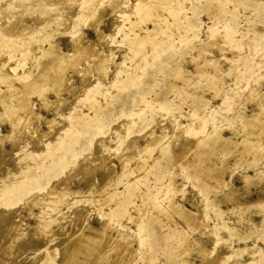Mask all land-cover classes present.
Segmentation results:
<instances>
[{"label": "rangeland", "instance_id": "1", "mask_svg": "<svg viewBox=\"0 0 264 264\" xmlns=\"http://www.w3.org/2000/svg\"><path fill=\"white\" fill-rule=\"evenodd\" d=\"M37 1L0 0V100L2 97V100L6 99L3 102H7L11 108L10 113H7L0 103V227L4 230V217L18 222L21 219L22 223L31 227L37 224V215L42 212L44 219L41 224L39 219L38 223L45 229L40 226L41 229L34 231L36 234L33 231L27 234L22 230L21 233L19 229L12 232L18 227V223H13L6 237L2 236L4 234L0 229V264H62V256L66 250L63 248L66 246L63 241H67L68 232L85 224L86 227H91L85 228L83 234L90 233L92 227H98L104 233L106 230L117 245L129 243L128 247H131L126 249L128 255H125V264L129 263V257V264H264V128L247 126L241 120L242 115L249 118L255 112L264 120V115H261L264 114V0H169L171 6H177L174 9L178 10V21L174 20L171 10L159 9V6L151 4L156 0H150V4L147 2L149 0H116L118 6L113 0ZM119 2L121 5L124 2L129 4L120 6ZM141 2L147 3L144 5ZM119 6L127 8L120 9ZM152 6L153 10L150 9ZM142 7L146 9L145 14L140 12L143 11ZM92 12L101 15L98 27L90 23V27L87 26V18ZM3 18L8 22L12 21L7 22L11 27L9 31L15 27L18 34L13 35L15 31L10 34V27L6 26V22L4 24ZM156 22H162L159 25L161 28ZM92 25L94 28H91ZM153 27L157 28L156 33ZM6 29L9 37L4 34ZM150 29L154 31V35H158L157 41L152 45L143 43L140 54L129 38H133L134 34L146 36ZM160 32L165 35L163 41ZM77 34H81L83 41L91 43V47L102 46L100 50L95 48L103 53L95 54L94 57L85 55L84 59L77 61L76 70L67 66L63 83L68 89H63L57 96V89L55 90L54 85L52 88L50 82L35 80L34 82H40L44 87L39 84L37 87L33 83V88L30 89L32 92L28 94L30 97L25 96V100L29 101L37 117L39 115L42 118L38 117V124L34 128L27 126L23 121L24 113L20 114L23 111L15 103L16 93L7 85L27 89L26 85L21 84L26 81L25 76H22L25 75L22 69L25 72L31 70L36 60L51 45H55L61 52L70 53L73 38ZM209 41L211 43L206 47ZM203 43L206 48L201 49ZM40 49L44 50L41 52ZM102 54H107L105 59ZM97 55L102 58L98 60ZM86 56L88 58L85 60ZM107 57L111 59H106ZM101 60H106L107 65L103 74L108 71L103 76L97 67ZM96 61L97 64H94ZM109 61L112 62L111 65ZM10 67L13 72L16 71L14 74L9 71ZM6 73L13 75L10 77ZM6 75L9 77H5ZM100 76L102 79H99ZM124 80L129 84L118 87L112 84L114 81L117 84ZM2 81L10 83L6 85ZM39 88L46 89L41 91ZM10 90L15 94H11ZM88 97L95 98V106L87 104ZM56 99L61 103L55 101V105ZM77 114L84 115V119L91 117L92 120L88 122L85 132L64 150L62 147L65 146V136L72 131L69 128H72L70 121ZM11 118H14L11 120L13 126L9 122ZM45 119L52 120V123L54 121L55 127L49 126L52 127L51 130L47 128ZM30 133L35 136L32 137ZM156 134L161 137V140L158 138L160 141L156 139ZM34 138H37L36 142ZM221 138H228L239 144L233 145V151L224 152L217 147ZM57 142V149L52 148ZM193 143L195 149L187 147ZM146 146L150 148L147 149ZM187 149L191 153H187ZM191 150H197V156ZM184 151L187 154L182 159L180 155ZM89 158L97 163H91ZM88 160L91 165L96 163L98 166L92 167ZM182 160L191 161L194 164L191 166L194 167L187 166ZM82 166L92 168V171L89 170L91 174ZM210 166L215 167L214 170ZM94 167L96 169L93 170ZM87 172L92 181L89 186H85L84 180V176H88ZM26 175L34 178L27 183L25 181L29 179H26ZM105 176L110 178L107 180ZM56 183L58 184L55 185ZM64 184H67V189ZM56 189L59 193L63 190L60 193L63 195L60 196ZM261 197L263 202L255 203ZM169 198H172V202ZM169 202L171 205L173 203L172 207ZM178 209L189 211L194 217L192 223H198L185 224L184 219L176 214L179 213ZM78 212L81 215L79 218L84 216L82 219L85 224L78 218ZM101 222L103 226L100 225ZM13 225L16 226L13 228ZM122 232L132 242H125ZM13 234L21 240L12 236ZM131 234L140 236L137 237L138 240L142 237L144 239L138 243ZM36 236L40 243H36L34 249L31 241ZM11 241L15 243L10 249L8 245L13 244ZM69 241L70 239L66 244ZM67 245L70 247L69 243ZM132 248L137 250L133 255ZM22 251L24 253H17ZM68 251L69 248L66 252ZM3 254L6 255L3 257Z\"/></svg>", "mask_w": 264, "mask_h": 264}, {"label": "bare ground", "instance_id": "2", "mask_svg": "<svg viewBox=\"0 0 264 264\" xmlns=\"http://www.w3.org/2000/svg\"><path fill=\"white\" fill-rule=\"evenodd\" d=\"M37 1V0H36ZM42 1H44V0H42ZM69 1H71V0H69ZM114 1L116 2V0H113V3H114ZM142 1V0H141ZM144 1V0H143ZM147 1V0H146ZM151 1H153V0H151ZM169 0H156V1H153L151 4L152 5H155V7L157 6H159V9H166V10H171L170 12L172 13V15H173V17H174V20L175 21H178L179 20V16H177V9H174V7L175 8H177V6H171L170 4H169V2H168ZM38 2V1H37ZM48 2V1H47ZM121 3H122V1H120ZM119 2V4H120V6H122L123 4H125V2L121 5V3ZM145 2V1H144ZM147 2H149V4H150V0L149 1H147ZM146 2V3H147ZM44 3H46V0H45V2ZM112 3V2H111ZM111 4L112 6L114 5V4ZM118 2H116V5L118 6V4H117ZM141 3H143V2H141ZM145 3V4H146ZM154 3V4H153ZM31 4V3H30ZM61 4V3H60ZM59 4V5H60ZM129 4V3H128ZM128 4H125L126 6L128 5ZM144 4V3H143ZM142 4V5H143ZM144 4V5H145ZM56 5V4H55ZM115 5V6H116ZM172 5H173V3H172ZM177 5V4H176ZM54 6V5H53ZM109 6V5H108ZM120 6H119V8H120ZM141 6V5H140ZM150 6V5H149ZM39 7V6H38ZM130 7V6H129ZM147 7V6H146ZM6 8V7H5ZM8 8V7H7ZM6 8V9H7ZM9 8H10V10H11V7L9 6ZM8 8V9H9ZM115 9H116V7H114ZM113 7H112V9H114ZM123 8V7H122ZM122 8H120V9H122ZM124 8H125V6H124ZM123 8V9H124ZM127 8V7H126ZM125 8V9H126ZM140 8V7H139ZM143 9V11H140V12H143V14H145L144 12H145V8L144 7H142ZM149 8V7H148ZM7 9V10H8ZM15 9V8H14ZM41 9V8H40ZM39 9V10H40ZM42 9H44V8H42ZM129 9V8H128ZM145 9V10H144ZM150 9L151 10H153L154 9V6H152V7H150ZM158 9V10H159ZM213 9V8H212ZM38 10V11H39ZM155 10H157V9H155ZM165 10V11H166ZM3 11V10H2ZM29 11V10H28ZM46 11V10H45ZM149 11V10H148ZM164 11V10H163ZM5 12V11H4ZM9 12V11H8ZM7 12V13H8ZM41 12V11H40ZM140 12H139V14H140ZM2 13V12H1ZM31 13V12H30ZM29 13V14H30ZM34 13V12H33ZM42 13V12H41ZM133 13V12H132ZM147 13V12H146ZM5 15H6V13H4ZM179 14V13H178ZM2 15V14H1ZM48 15V14H47ZM89 15V14H88ZM3 16V15H2ZM1 16V17H2ZM87 16V15H86ZM142 16V15H141ZM145 16V15H144ZM18 18V17H17ZM5 21H4V24H5V22H6V24H7V22L8 21H6V19L5 18H3ZM86 19V18H85ZM87 19H89L88 21V24L90 23V24H93L95 27H98L99 26V24L101 23V15L99 14V13H97V12H92V13H90V16H89V18H87ZM51 20V19H50ZM2 21V20H1ZM15 21H17V20H15ZM14 21V22H15ZM48 21V20H47ZM85 21V20H84ZM155 21V20H154ZM12 22V21H11ZM11 22H8V23H11ZM86 22V21H85ZM153 22V21H152ZM164 23H165V21H163ZM17 23H20V22H17ZM34 23V22H33ZM87 23V22H86ZM154 23V22H153ZM157 23V22H156ZM3 24V25H4ZM5 24V25H6ZM87 24V26H89L90 27V24L88 25ZM162 25V22L161 23H157V26H159V25ZM12 25H14V24H12ZM91 26V28L93 27L94 28V26ZM154 25V24H153ZM156 25V24H155ZM154 25V26H155ZM6 26H8V24L6 25ZM17 26L18 27H20L19 26V24H17ZM86 26V25H85ZM156 26V27H157ZM5 27V26H4ZM8 27H10V26H8ZM44 27V26H43ZM47 27V26H46ZM45 27V28H46ZM160 27V26H159ZM159 27H157V28H159ZM6 28V27H5ZM14 28V29H13ZM12 29L13 30H11L12 32L13 31H15L16 29H15V27H13ZM27 28V27H26ZM154 28V27H153ZM152 28V29H153ZM157 28L155 29V33H156V30H157ZM161 28V27H160ZM9 29H11V27L10 28H8V31H9ZM96 29V28H95ZM95 29H93L94 31H95ZM97 29H99V28H97ZM116 30V29H115ZM132 30V29H131ZM162 30V29H161ZM11 31H9L10 32V34L12 33ZM97 31V30H96ZM99 31H101V30H99ZM99 31H98V33H99ZM9 32H8V34H9ZM102 32V31H101ZM100 32V33H101ZM7 34V29H6V31L4 32V34ZM15 33H17V31H15L14 33H13V35L15 34ZM148 35H146V36H138V34H134V37L132 38L131 37V39L129 38V40H130V42H131V44L136 48V49H138L137 51H138V53H140V54H142V50H141V45L143 44V43H145V42H147V43H149V44H154L155 43V41H157L156 40V38L158 37V35H154V31L152 32V30L150 29L149 31H147L146 32ZM5 34V35H6ZM7 34V35H8ZM9 34V35H10ZM18 34V33H17ZM97 34V33H96ZM6 35V37H9V35L7 36ZM21 35V34H20ZM81 34H77V36L76 37H74L73 38V41H72V51L70 52V53H64V52H61V51H59V50H57L58 48L55 46V45H51V47L49 48V49H46L43 53H42V55L39 57L40 59L39 60H36V63L34 64V66L32 67V69L30 70V69H28L29 71H27V72H25L26 70L25 69H22L23 71L22 72H24L25 73V75H22V76H25V79H26V81H22L21 82V84L23 83L24 85H26V88L27 89H24V90H22L21 88H19V87H16V86H13V84H12V86H9V85H7L8 83H10V82H8V83H6V82H3V83H5L10 89H12L13 90V92L15 91V93H16V98H17V100L15 101V103L17 102L18 104H19V109H21V112L22 113H20V114H23V115H25V118L23 119V121L27 124V126H30V127H32V128H34V126H37V124H38V117L40 118V116L38 115V117H37V115L33 112V110H32V107H30V104H29V101L28 102H26V98H25V96H29L30 94V92H32V91H30V89H32L33 88V83H35L36 85H37V87H38V84L39 85H41V83L40 82H38V83H36V82H34L35 80H38V79H40L41 80V82H42V80H44L45 82H50L52 85H51V87L54 85L55 86V92H56V96H57V94L58 93H60L61 91H63V89H68V86H66V84H64L63 82H64V77H65V75H64V70L66 69V67L68 66L69 68H73V69H77V61L80 59L81 60V58H83L84 59V56L85 55H88V56H91V55H93V57H94V55L95 54H98V55H101V52H99V48H101V47H96L97 49H99V50H97L94 46H92L91 47V43L89 44L88 42H86V41H83L82 40V37L80 36ZM98 35V34H97ZM115 35V34H114ZM113 35V36H114ZM160 35H162V37H163V39L161 40V38H160V40L161 41H163L164 40V38H165V35L163 34V32H160ZM19 36V35H18ZM108 36V35H107ZM2 37V36H1ZM13 37V36H12ZM15 37V36H14ZM100 37V36H99ZM103 37H105V36H103ZM217 38V37H216ZM100 40V39H99ZM102 40V39H101ZM100 40V41H101ZM129 40H128V42H129ZM97 41H98V39H97ZM99 43V42H98ZM105 43V42H104ZM209 43V45H210V41L209 42H207L206 43V45ZM214 42L212 41V44H213ZM93 44V43H92ZM130 44V45H131ZM96 45H98V44H96ZM100 45V44H99ZM205 45V46H206ZM209 45H207L206 47H209ZM214 45V44H213ZM9 46V45H8ZM132 46V47H133ZM202 47H201V49L203 48V47H205L204 46V43H203V45H201ZM56 47V48H55ZM205 47V48H206ZM214 47V46H213ZM200 48V47H199ZM198 49V48H197ZM44 49H40L39 51H43ZM25 53V52H24ZM103 53V52H102ZM39 54V53H38ZM41 54V53H40ZM97 55V56H98ZM105 55V54H104ZM88 56H86L85 57V60H86V58H88ZM97 56L95 57V58H97ZM102 56H103V54H102ZM106 56H107V54H106ZM106 56H103L104 57V59H105V57ZM90 58H92V57H90ZM102 58V57H101ZM100 58V56H98V60H100L101 59ZM37 59V58H36ZM93 59V58H92ZM106 59H109V57H107ZM111 59V58H110ZM109 59V60H110ZM1 60V59H0ZM84 60V61H85ZM87 60H89V59H87ZM96 60V59H95ZM201 60V59H200ZM2 61V60H1ZM108 61V60H107ZM112 61V60H111ZM111 61H109V63L111 62ZM105 62H106V60L103 62V60H101V62L99 61V63H98V71H100V73H101V76H103L104 74H107L108 73V71H107V73H104L103 74V72L105 71V66H107V65H105ZM108 63V62H107ZM112 63V62H111ZM111 63H110V65H111ZM206 63V62H205ZM209 63V62H208ZM1 64V63H0ZM90 64H93V63H90ZM94 64H97V61H96V63H94ZM116 64V63H115ZM115 64H113V66H115ZM3 65V64H2ZM5 65H7V63H5ZM4 65V66H5ZM92 67H93V69L95 70V68H94V66L93 65H91ZM96 66V65H95ZM116 66H118V65H116ZM76 67V68H75ZM96 67V68H97ZM109 67V66H108ZM3 68H5V67H3ZM11 68V67H10ZM10 68H9V71H11L13 74H14V72H16V71H12V68H11V70H10ZM199 68V67H198ZM89 69V68H88ZM92 69V70H93ZM107 69V68H106ZM69 70V69H68ZM79 70V69H78ZM77 70V71H78ZM93 70V71H94ZM97 70H95V71H97ZM109 70V69H108ZM213 70V69H212ZM97 71V72H98ZM21 72V71H20ZM21 72V73H22ZM113 72V71H112ZM2 73V72H1ZM0 73V74H1ZM5 73V72H4ZM19 73V72H18ZM6 74H8V73H6ZM13 74H8V75H10V77H11V75H13ZM17 74V73H16ZM15 74V75H16ZM131 74V73H130ZM8 75H6L5 77H7ZM18 75H20V74H18ZM98 75H99V73H98ZM127 75H129V73L127 74ZM84 76H85V74H84ZM100 76V77H101ZM9 77V76H8ZM105 77V76H104ZM22 78V77H21ZM84 78V77H83ZM106 78V77H105ZM11 79V78H10ZM22 79H24V77L22 78ZM99 79H102V77L101 78H99ZM2 80H4V76H3V79ZM13 81L15 80V79H12ZM11 80V82H13ZM114 80V79H113ZM113 80H112V82H113ZM116 80V79H115ZM19 82V81H18ZM26 82V83H25ZM83 82H84V80H83ZM111 82V83H112ZM118 82V81H117ZM130 82V81H129ZM93 83V82H92ZM116 82L114 81V83H112L114 86H119V85H126V84H129L126 80H124L123 82H118L117 84H115ZM19 85V86H22V85ZM47 84V83H46ZM46 84H45V86H46ZM49 84V83H48ZM91 85V84H90ZM42 87H44V85H41ZM47 86H49L50 87V85H47ZM93 86V85H92ZM23 87V86H22ZM9 88H7L8 90H9ZM52 88H54V87H52ZM36 89V88H35ZM40 89V88H39ZM43 89V88H42ZM44 89H46V88H44ZM43 89V90H44ZM47 89H49V88H47ZM75 88H72V90H74ZM77 89V88H76ZM37 90V89H36ZM41 90V89H40ZM43 90H41V91H43ZM251 90V89H250ZM35 91V90H34ZM41 91L39 92V93H41ZM82 91V90H81ZM89 91V90H88ZM91 91V90H90ZM96 91V90H95ZM1 92V91H0ZM38 92V91H37ZM51 92V91H50ZM55 92H53L52 94H55ZM65 92V91H64ZM74 92V91H73ZM75 92H76V90H75ZM97 92V91H96ZM10 93H11V90H10ZM15 93H11V94H15ZM34 93V92H33ZM32 93V94H33ZM38 93V94H39ZM70 93V92H69ZM83 94L85 93V92H82ZM257 93H260V92H257ZM256 92H255V94H257ZM29 94V95H28ZM61 94V93H60ZM59 94V95H60ZM87 94H89V93H87ZM248 94V93H247ZM262 94H263V92H262ZM35 95H37V93H35ZM40 96H41V94H39ZM80 95V94H79ZM86 95V94H85ZM0 96H1V94H0ZM32 96V95H31ZM55 96V97H56ZM259 96V95H258ZM30 97V96H29ZM86 97V96H85ZM262 98H263V96H261ZM3 98V97H2ZM2 98H1V100H0V103H2V105H0V106H2L3 108H4V111L5 112H7V113H10L9 112V110L11 109L9 106H8V104H7V102L5 103V102H3V101H5V100H2ZM28 98V97H27ZM57 98V97H56ZM60 98V97H59ZM58 98V99H59ZM89 98V100H88V102H87V104L88 105H90V106H92V105H94L95 106V98H91V97H88ZM253 98V97H252ZM4 99V98H3ZM41 99H43V98H41ZM87 99V98H86ZM258 99H260V98H258ZM264 99V98H263ZM28 100V99H27ZM261 100V99H260ZM45 101V100H44ZM43 101V102H44ZM55 101H57V99L56 100H54V103H55V105H56V102ZM253 101H256L255 99L253 100ZM263 101V100H262ZM262 101H261V103H262ZM48 102V101H47ZM50 103H51V101H49ZM58 103H61V102H59V100L57 101ZM9 103V102H8ZM14 103V102H13ZM14 103V104H15ZM45 103H46V101H45ZM44 103V104H45ZM65 103H67V102H65ZM10 104H12L11 102H10ZM49 104V103H48ZM51 104H53V102L51 103ZM257 104H259V101L257 102ZM264 104V103H263ZM16 105V104H15ZM46 105V107H47V103L45 104ZM50 105V104H49ZM54 105V104H53ZM54 105V106H55ZM262 105V104H261ZM12 106H13V104H12ZM16 106H18V105H16ZM16 106H14V109H15V107ZM54 106H52V107H54ZM59 106H61V105H59ZM258 106V105H257ZM51 107V108H52ZM57 107H58V105H57ZM260 107V106H259ZM258 107V110L262 107H260L259 108ZM264 107V106H263ZM13 108V107H12ZM45 108V107H44ZM263 109V108H262ZM13 110V109H12ZM261 110V109H260ZM259 110V111H260ZM11 111V110H10ZM15 112H16V110H15ZM20 112V111H19ZM18 112V113H19ZM258 112V111H257ZM263 112V111H262ZM260 113H261V111H260ZM4 114V113H3ZM252 114H254V113H252ZM6 115V114H5ZM17 115V114H16ZM19 115V114H18ZM69 115V114H68ZM237 115V114H236ZM240 115H241V113H240ZM260 115V114H259ZM259 115H258V113H256L255 112V114L254 115H251L252 117H245V115L243 116H241V118H240V116H238L237 115V117L238 118H240L241 120H243V122H245L246 123V125L247 126H257V127H260V128H264V120H262V119H260L259 118ZM261 115H264V114H261ZM0 116H2V115H0ZM11 116H12V114H11ZM15 116V115H14ZM77 116H78V114H77ZM76 116V118L75 119H71V125H72V128L71 127H69L72 131H68V130H70L69 128H68V130H64L65 132H67V133H65V134H67L66 136H67V140H66V136H65V140H64V143H65V146L64 147H62L64 150H66V148H67V145L70 143V142H72L73 140H75L80 134H82V133H84L85 132V129L87 128V125H88V122H90L91 120H92V118L91 117H89L88 119H84L83 118V116L84 115H79L78 117ZM249 116V115H248ZM4 117V116H3ZM13 117V116H12ZM16 117V116H15ZM23 117V116H22ZM70 117V116H69ZM1 118V117H0ZM18 118V117H17ZM42 118V117H41ZM40 118V119H41ZM44 118V117H43ZM156 118V117H155ZM3 119V118H2ZM8 119H9V116H8ZM196 119V118H195ZM11 120H14V118H11L10 120H9V122L11 121ZM43 120V119H42ZM0 121H1V119H0ZM17 120L15 119V123H16V125H17V122H16ZM45 121V124H46V126H47V128L49 127V126H52V127H55V122L53 121V123H52V120H47V119H45L44 120ZM12 123V126L14 125V123H13V121H11ZM68 122V121H67ZM174 122V121H173ZM153 123V122H152ZM244 123V124H245ZM9 124V123H8ZM18 124H19V122H18ZM69 124V123H68ZM10 125V124H9ZM15 125V126H16ZM71 125H69V126H71ZM165 126V125H164ZM173 126V125H172ZM183 126V125H182ZM186 126V125H185ZM10 127H11V125H10ZM17 127H18V125H17ZM51 127V128H52ZM174 127H178V126H174ZM181 127V126H180ZM202 127V126H201ZM200 127V129H202ZM12 128V127H11ZM13 128H15V127H13ZM50 128V127H49ZM51 128H50V130H51ZM179 128V127H178ZM183 129V128H182ZM192 129V128H191ZM16 130V129H15ZM30 130V129H29ZM53 131V130H52ZM51 131V132H52ZM184 131H186L185 129H184ZM191 131V130H190ZM33 132V131H32ZM31 132V133H32ZM50 132V133H51ZM252 132V131H251ZM250 132V133H251ZM30 133V134H31ZM48 133H49V131H48ZM152 134V133H151ZM42 135H44L43 133H42ZM47 135V134H46ZM50 134H48L47 136H49ZM157 135V134H156ZM176 135V134H175ZM3 136V135H2ZM31 136L32 137H34L35 135H33V134H31ZM45 136V135H44ZM152 136V135H151ZM40 137V136H39ZM61 137V136H60ZM59 137V139H62V138H60ZM64 137V136H63ZM150 137V136H149ZM4 138V137H3ZM31 138V137H30ZM148 138V137H147ZM158 138H160V140H161V137L159 136L158 137V135H157V137H156V139H158ZM185 138V137H184ZM236 138V137H235ZM13 139V138H12ZM37 139V138H36ZM35 138H34V141L36 140ZM43 139V138H42ZM151 139H152V137H151ZM154 139H155V136H154ZM153 139V140H154ZM163 139V138H162ZM166 139V138H165ZM186 139V138H185ZM190 139V138H189ZM9 140H11V139H9ZM32 139H30L29 141H31ZM159 140V139H158ZM159 140V141H160ZM187 140V139H186ZM186 140H184L185 142H186ZM193 140V139H192ZM200 140V139H199ZM2 141V140H1ZM6 141V140H5ZM12 141V140H11ZM66 141V142H65ZM147 141H150L149 139L147 140ZM157 141V140H156ZM158 141V142H159ZM180 141H183L182 139H180ZM188 141V140H187ZM191 141V140H190ZM195 141V140H194ZM32 142H33V140H32ZM36 142V141H35ZM133 142V141H132ZM153 142V141H152ZM34 143V142H33ZM144 143H145V141H144ZM147 144L149 143V142H146ZM154 143H155V141H154ZM199 143H200V141H199ZM237 143L239 144V142H232V141H230L228 138H221L220 139V141L218 142V144H217V147L220 149V150H222V151H224V152H226V151H228V152H230L231 150H232V148H233V145H237ZM16 144V143H15ZM30 144V143H29ZM32 144V143H31ZM37 144V143H36ZM59 143L57 142L56 143V145H55V147H52V148H56L57 147V145H58ZM146 144V145H147ZM150 144V143H149ZM153 144V143H152ZM156 144V146H157V142L155 143ZM160 144V143H159ZM179 144H182V143H179ZM184 144V143H183ZM189 144V143H188ZM191 144V143H190ZM197 144V143H196ZM35 145V144H34ZM38 145H40L39 143H38ZM37 145V146H38ZM54 144H52V146H53ZM185 145H186V143H185ZM152 145H150V147H151ZM183 146V145H182ZM147 147V146H146ZM150 147H147V149H149ZM153 147V146H152ZM158 147V146H157ZM184 147V146H183ZM187 147L188 148H190V149H192L193 147H194V143L192 144V145H187ZM47 148H49V147H47ZM46 148V149H47ZM141 148V147H140ZM182 148V147H181ZM180 148V149H181ZM57 149V148H56ZM56 149L54 150V151H56ZM100 149H102V148H100ZM184 149H186V148H184ZM194 149H195V147H194ZM198 149V148H197ZM29 150V149H28ZM48 150V149H47ZM146 150V149H145ZM179 150V149H178ZM182 150V149H181ZM193 150V149H192ZM191 150V151H192ZM30 151V150H29ZM33 151V150H32ZM37 151V150H36ZM49 151V150H48ZM50 151H51V149H50ZM53 151V150H52ZM53 151V152H54ZM148 151V150H147ZM152 151V150H151ZM186 151V150H185ZM181 152V155H180V157L182 158V159H185V154H187L188 152H190V150H188L187 149V153L186 152ZM219 151V150H218ZM217 151V152H218ZM233 151V150H232ZM237 150H235V152H236ZM254 151V150H253ZM34 152H35V150H34ZM97 152V151H96ZM170 152V151H169ZM172 152H174V151H172ZM171 152V153H172ZM195 152H197V150L195 151ZM195 152H193L192 151V154L195 156L196 155V153ZM48 153H50V152H48ZM47 153V154H48ZM52 153V152H51ZM179 153V152H178ZM191 153V152H190ZM245 153V152H244ZM12 154V153H11ZM16 154V153H15ZM174 154V153H173ZM212 154H214V152L212 153ZM211 154V155H212ZM92 155V154H91ZM96 155V154H95ZM124 155V154H123ZM211 155H209L210 157H211ZM4 156V155H3ZM90 156V155H89ZM128 156V155H127ZM133 156V155H132ZM137 156V155H136ZM136 156H134V157H136ZM175 156H176V154H175ZM197 156V155H196ZM206 156H208V155H206ZM91 157V156H90ZM92 157H93V155H92ZM91 157V158H92ZM100 157V156H99ZM177 157H179L178 155H177ZM204 157V156H203ZM53 158H54V155H53ZM129 158V157H128ZM18 159H20V158H18ZM90 159V158H89ZM93 159V158H92ZM100 159H102V158H100ZM127 159V158H126ZM131 159H133V157L131 158ZM138 159V158H137ZM194 159H196L195 157H194ZM198 159V158H197ZM202 159V158H201ZM84 160H85V158H84ZM87 160V159H86ZM91 160V159H90ZM90 160H88V162L90 161ZM94 160H96V158H94ZM104 160V159H103ZM134 160V159H133ZM174 160V159H173ZM92 162L91 163H94V162H96V161H94L93 162V160H91ZM98 161H99V159H98ZM128 161H129V159H128ZM135 161V160H134ZM180 161H181V159H180ZM194 161V160H193ZM196 161V160H195ZM56 162V160L54 161V163ZM125 162V161H124ZM137 162V161H136ZM139 162H141V161H139ZM182 162H183V160H182ZM186 162V161H185ZM185 162H183V163H185ZM21 163V162H20ZM87 163V162H86ZM91 163L89 162V164L91 165ZM97 163V162H96ZM93 164V165H91L92 167L94 166V165H96V166H98L97 164ZM122 163V162H121ZM88 164V163H87ZM99 164H101V163H99ZM187 166H191V165H194V164H192L191 163V161L190 162H186L185 163ZM85 165V164H84ZM83 165V166H84ZM89 165V166H90ZM53 166H54V164H53ZM82 166V167H83ZM90 166V167H91ZM102 166V165H101ZM100 166V167H101ZM122 166H124V164L122 165ZM121 166V168H123ZM136 166V165H135ZM196 166V165H195ZM107 167V166H106ZM194 167V166H193ZM192 166H191V168H193ZM28 168V167H27ZM84 168H86V169H88V172H90V174H91V169H89V168H87V167H83V169ZM190 168V167H189ZM208 168V167H207ZM210 168L211 169H213L214 170V168L215 167H211L210 166ZM7 169V168H6ZM29 169V168H28ZM77 169V168H76ZM85 169V170H86ZM94 169H96V167H94L93 168V170ZM124 169V168H123ZM196 169V168H195ZM216 169L217 170H219L220 168H217L216 167ZM18 170V169H17ZM23 172L25 173V168H23ZM78 170V169H77ZM89 170H91V171H89ZM109 170V169H108ZM110 170H111V168H110ZM126 170V169H125ZM124 170V171H125ZM209 170V169H208ZM221 170V169H220ZM84 171V170H83ZM104 172L106 171V169L105 170H103ZM22 172V173H23ZM28 172V171H27ZM87 172V175L89 174ZM108 172V171H107ZM110 172V171H109ZM223 172V171H222ZM23 173V174H24ZM79 173V172H78ZM82 173V172H81ZM208 173V172H207ZM211 173V172H210ZM20 174V173H19ZM75 174V173H74ZM86 174V173H85ZM93 174V173H92ZM102 174V173H101ZM123 174V173H122ZM69 175H70V173H69ZM81 175V174H80ZM83 175V174H82ZM111 174H109V176H110ZM209 175H211V174H209ZM27 176V175H26ZM76 176V175H75ZM103 176V175H102ZM28 177V176H27ZM69 177V176H68ZM72 177H73V175H72ZM81 177V176H80ZM83 177V176H82ZM85 177V179L84 180H86V185L85 186H89L90 185V183L92 182L91 181V177H89V175L88 176H84ZM83 177V178H84ZM87 177V178H86ZM106 177V176H105ZM104 177V178H105ZM246 177V176H245ZM25 178V177H24ZM32 178H34L33 176H30V177H28V178H26V179H29L28 181H25V182H29ZM107 178V180L110 178H108V176L106 177ZM210 178V177H209ZM65 179H67V178H65ZM103 179V178H102ZM249 179V178H248ZM68 180V179H67ZM83 180V181H84ZM215 180V179H214ZM218 180V179H217ZM216 180V181H217ZM104 181H105V179H104ZM61 182V181H60ZM67 182V181H66ZM94 182V181H93ZM59 183V182H58ZM58 183H56L55 185H57ZM63 183V182H62ZM61 183V184H62ZM65 183V182H64ZM65 185H67V184H64V187H65ZM91 185H92V183H91ZM93 185H94V183H93ZM59 186V185H58ZM58 186H56V188L58 187ZM101 186V185H100ZM55 187V186H54ZM53 187V188H54ZM83 187V186H82ZM91 187V186H90ZM62 188V187H61ZM66 189H67V187H65ZM86 188H88V187H86ZM14 189V188H13ZM58 189V188H57ZM56 189V190H57ZM59 189H60V186H59ZM63 189V188H62ZM66 189H63L64 191L66 190ZM82 189V188H81ZM11 190V189H10ZM51 190H52V188H51ZM61 190V189H60ZM63 190L61 191V192H63ZM264 190V189H263ZM14 191H15V189H14ZM58 191V190H57ZM68 191V190H67ZM86 191V190H85ZM88 191V190H87ZM53 192V191H52ZM60 192V193H61ZM66 192V191H65ZM64 192V193H65ZM50 193V192H49ZM60 193H59V191H58V194L60 195ZM69 193V192H68ZM34 194V193H33ZM52 193H50V195H51ZM55 194V193H54ZM53 194V195H54ZM117 194V193H116ZM39 195V194H38ZM47 195V194H46ZM63 195V194H62ZM62 195H60V196H62ZM64 195H67V194H64ZM96 195V197H98L97 196V194H95ZM114 195V194H113ZM33 197V196H32ZM55 197H56V195H55ZM58 197V196H57ZM114 197H115V195H114ZM118 197V196H117ZM116 197V198H117ZM37 198H38V200H39V196H37ZM37 198L35 199L36 200V202L38 201L37 200ZM42 198V197H41ZM61 198V197H60ZM91 198H94L93 196H91ZM34 199V198H33ZM170 199H172V198H169V201H170ZM263 200V198L261 197V198H258L256 201H255V203H259V201H262ZM32 200V199H31ZM35 200H33V201H35ZM32 201V202H33ZM57 201V200H56ZM28 202V201H27ZM31 202V201H30ZM31 202V203H32ZM45 203H48L47 201H44ZM170 202H172V200L170 201ZM170 202H169V204H170ZM263 202V201H262ZM25 203V202H24ZM254 203V204H255ZM261 203V202H260ZM259 203V204H260ZM41 204V203H40ZM43 204V203H42ZM41 204V205H42ZM54 204H55V202H54ZM25 205H26V203H25ZM172 205H173V203H172ZM172 205L170 204V206L172 207ZM201 205V204H200ZM28 206V205H27ZM26 206V207H27ZM29 206H31V204L29 203ZM35 206V205H34ZM37 206V205H36ZM81 206V205H80ZM179 206V205H178ZM236 206V205H235ZM239 206V205H238ZM79 207V206H78ZM170 207V208H171ZM174 207H176V205L174 206ZM180 207V206H179ZM70 208V207H69ZM177 208V207H176ZM24 209H26V208H24ZM134 209H136V208H134ZM79 211H80V209H78ZM173 210V209H172ZM179 210V209H178ZM27 211H28V207H27ZM75 211V210H74ZM83 212H84V210H82ZM3 212V211H2ZM5 212V211H4ZM29 213H30V211H28ZM173 212L175 213V211L173 210ZM178 212V211H177ZM189 212V211H188ZM185 209L183 210H179V213H176L177 215L179 214V216H180V219H184V223L186 224V223H188L189 225L192 223V219L194 218H192V216L190 215V212L188 213ZM5 213H7V212H5ZM5 213H4V215H5ZM73 213V212H72ZM74 213H77V212H74ZM121 213V212H120ZM42 212H40L38 215H37V218H36V215H35V218H36V220L38 219V221H39V219H40V221H39V223L40 222H42V219H44V218H42ZM81 214V213H80ZM83 214V213H82ZM84 214H86V212L84 213ZM83 214V215H84ZM123 214V213H122ZM122 214H120V215H122ZM192 214V213H191ZM2 215V214H1ZM14 215V214H13ZM30 215H32V214H30ZM43 215H44V213H43ZM64 215V214H63ZM76 215V214H75ZM74 215V216H75ZM141 215H143V213L142 214H140L139 216L141 217ZM193 215V214H192ZM6 216V215H5ZM29 216V215H28ZM78 218H79V216H81V215H79V212H78ZM107 216H108V214H107ZM119 216V215H118ZM2 217V216H1ZM30 217H34V216H30ZM44 217V216H43ZM84 216H82V218H83ZM196 217V216H195ZM5 218V223H4V225L3 226H5L4 227V230H2V228L0 227V229L2 230V234H4V235H2L3 237L7 234V232H9V231H11V229H12V224L14 223H18V224H16V225H18V227H15L16 225H13V228L15 227V229H13L14 231H12V232H15V231H17L18 229L20 230H18L19 232H21V230L23 231V232H28V233H30V231H36L37 232V229H39L40 228V226L41 225H39V223H38V221L36 222L37 224L35 225V224H33L31 227L29 226H27V225H25V223H22L21 222V219H19V222L16 220V221H13V220H9L8 218H6V217H4ZM31 218V219H32ZM82 218H79V219H82ZM179 218V217H178ZM10 219H11V217H10ZM13 219V218H12ZM83 220V219H82ZM195 220V219H194ZM2 221V220H1ZM77 221V220H76ZM85 220H83V222H84ZM183 221V220H182ZM186 221V222H185ZM198 221H199V219H198ZM3 223V222H2ZM102 223L103 222H101V224L100 225H102ZM193 223H198V222H193ZM192 223V224H193ZM41 224V223H40ZM46 224V223H45ZM82 224V223H81ZM84 224H85V222H84ZM106 224V223H105ZM174 224V223H173ZM187 224V225H188ZM2 225V224H1ZM99 225V227H102V226H100ZM46 226V225H45ZM197 226V225H196ZM10 227H11V229H10ZM44 227V226H43ZM48 227V226H47ZM88 227V226H87ZM86 227V224H85V226H83V227H80L79 229H76L75 231L73 230L72 232L71 231H67L69 234H67L68 235V239H70V241L68 242L69 243V246L70 247H68V243L66 244V242L68 241V239H67V241H66V239L63 241V242H65V247H63L64 249H66L65 250V253H67V254H63V256H62V260H61V262H62V264H99V263H107V264H125L126 263V261H127V259L125 260V258L127 257H125V255H128L127 253H126V249L127 248H129L130 249V247H128V244H126L125 245V243L124 244H122V245H120V244H118L117 245V243H115V241L113 240V238L111 237V235H108L107 233H106V230H105V233H104V231L102 232V231H100L99 230V228L97 227V228H90V233H88V234H83L84 233V230H85V228H87ZM89 227H91V226H89ZM88 227V228H89ZM41 228H42V226H41ZM40 228V229H41ZM78 228V227H77ZM105 228V227H104ZM104 228H102V229H104ZM112 228V227H111ZM121 228V227H120ZM193 228V227H192ZM43 230L45 229V228H42ZM110 229V228H109ZM109 229H107V232H108V230ZM122 229V228H121ZM194 229V228H193ZM42 230V231H43ZM63 230V229H62ZM61 230V231H62ZM124 230V229H123ZM88 231V230H87ZM92 231V232H91ZM120 231V230H119ZM1 232V231H0ZM60 232V231H59ZM117 232V231H116ZM169 232V231H168ZM184 232V231H183ZM10 233V232H9ZM8 233V234H9ZM22 233V232H21ZM27 233V234H28ZM35 233V232H34ZM41 233V232H40ZM44 233H45V231H44ZM61 233V232H60ZM66 233V232H65ZM86 233V232H85ZM123 233V232H122ZM127 233V232H126ZM172 233V232H171ZM12 234V233H11ZM16 234V233H15ZM27 234H25V235H27ZM32 234V233H31ZM36 234V233H35ZM119 234H120V232H119ZM118 234V235H119ZM177 234H178V232H177ZM180 234V233H179ZM18 235H20V234H18ZM24 235V236H25ZM34 235V234H33ZM32 235V236H33ZM43 235V234H42ZM121 235V234H120ZM119 235V236H120ZM125 236V242H127L128 241V239H127V235H125L124 233L122 234V237H124ZM130 234H128V236H129ZM131 235H134V234H131ZM209 235V234H208ZM12 236H15L14 234L12 235ZM21 236V235H20ZM29 236H31L30 234H29ZM29 236H27V237H29ZM135 236V238L137 239V237H136V235H134ZM183 236V235H182ZM212 236H213V234H212ZM245 236V235H244ZM1 237V236H0ZM6 237V236H5ZM9 237H11V236H9ZM16 237V236H15ZM26 237V236H25ZM24 237V239H26ZM40 237V236H39ZM122 237H121V239H122ZM16 238H18L19 239V236L18 237H16ZM20 238H23V237H20ZM116 238V237H115ZM128 238H130V236L128 237ZM132 238V237H131ZM138 238H140V236L138 237ZM175 238V237H174ZM183 238V237H182ZM7 239V238H6ZM11 239H12V237H11ZM37 239H38V236H36L35 238L33 237V242L31 241V243L33 244V247H34V245H36V243L39 245V243H38V241H37ZM51 239V238H50ZM118 239V238H117ZM141 239H144L143 237L141 238ZM141 239H139L140 241H143V240H141ZM214 239V236H213V238H212V240ZM0 240H2V239H0ZM19 240H21V239H19ZM23 240V239H22ZM131 240V239H130ZM133 240V239H132ZM138 239H137V242L139 241ZM211 240V239H210ZM229 240H230V238H229ZM5 241V240H4ZM3 241V242H4ZM9 241H10V238H9ZM8 241V242H9ZM13 241V240H12ZM11 241V243H13ZM16 241V240H15ZM15 241H14V243H15ZM18 241V240H17ZM37 241V242H36ZM40 241V240H39ZM62 241V240H61ZM113 241H114V243H113ZM120 241V240H119ZM122 241V240H121ZM123 241V242H124ZM134 241V240H133ZM139 241V242H140ZM219 241V240H218ZM218 241H217V243H218ZM220 241H221V239H220ZM2 242V243H3ZM20 242V241H19ZM43 242V241H42ZM59 242V241H58ZM128 242H132V241H128ZM138 242V243H139ZM224 242V241H223ZM230 242V241H229ZM5 243H7V242H5ZM10 243V242H9ZM14 243L13 244H10V245H8L9 246V248L11 247V246H13L14 245ZM27 243V242H26ZM60 243V242H59ZM119 243V242H118ZM134 243V242H133ZM189 243V242H188ZM22 244V243H21ZM20 244V245H21ZM64 244V243H63ZM141 244V243H140ZM186 244V243H185ZM224 244V243H223ZM230 244V243H229ZM25 245V244H24ZM24 245H22V246H24ZM29 245H30V243H29ZM130 245V244H129ZM132 245V244H131ZM227 245V244H226ZM4 245H2V247H3ZM7 246V247H8ZM62 245L60 244V247H61ZM15 247V246H14ZM13 247V248H14ZM17 247V246H16ZM26 247V246H25ZM25 247H23V248H25ZM27 247H28V245H27ZM37 247V246H36ZM66 247H68L69 248V251L68 252H66L67 250H68V248H66ZM211 247V246H210ZM38 248V247H37ZM53 248V247H52ZM63 248H61V249H63ZM142 248V247H141ZM203 248V247H202ZM201 248V249H202ZM253 248V247H252ZM4 249V248H3ZM11 249V248H10ZM16 249V248H15ZM21 250H23L22 248H20ZM19 249V251H21ZM31 249V248H30ZM34 249H36L35 247H34ZM39 249V248H38ZM60 249V248H59ZM58 249V250H59ZM63 249V250H64ZM112 249V250H111ZM5 250H6V247H5ZM5 250H4V253H5ZM9 250V249H8ZM41 250V249H40ZM49 250V249H48ZM131 250H133V248L131 249ZM140 250V249H139ZM2 251V250H1ZM17 251H18V248H17ZM53 251V250H52ZM62 251V250H61ZM114 253V255H112V252ZM135 251H137V250H133V252H132V255H133V253L135 252ZM6 252H7V250H6ZM10 252V251H9ZM15 252H16V250H15ZM109 252H111V255L109 254ZM127 252H128V250H127ZM202 252V251H201ZM200 252V253H201ZM230 252V251H229ZM232 252V251H231ZM11 253V252H10ZM12 253H14V252H12ZM17 253H24L23 251L22 252H17ZM16 253V254H17ZM58 253V252H57ZM63 253V252H62ZM126 253V254H125ZM130 253V252H129ZM1 254V253H0ZM15 254V255H16ZM40 254V253H39ZM54 253H52V255H53ZM131 254V253H130ZM129 254V255H130ZM2 255V254H1ZM6 254H3V257L5 256ZM10 254H8V256H9ZM7 256V257H8ZM12 256V255H11ZM10 256V257H11ZM17 256V255H16ZM33 256V255H32ZM45 256H46V254H45ZM216 256V255H215ZM228 256H231L230 254L228 255ZM59 257V256H58ZM131 257H133V256H131ZM207 257V256H206ZM17 258V257H16ZM5 259V258H4ZM45 259V258H44ZM61 259V258H60ZM209 260H210V258H208ZM220 259V258H219ZM47 260V259H46ZM54 260V259H53ZM1 261V260H0ZM7 261V260H6ZM44 261V260H43ZM48 261V260H47ZM58 261V260H57ZM130 261H131V259H130V257H129V260H128V262L130 263ZM12 262V261H11ZM20 262H21V260H20ZM127 262V263H128ZM179 262V261H178ZM211 262V261H210ZM209 262V263H210ZM8 263V262H7ZM16 263V262H15ZM40 263V262H39ZM46 263V262H45ZM45 263H43V264H45ZM59 263V262H58ZM128 263V264H129ZM153 263V262H152ZM212 263V262H211ZM213 263H214V261H213ZM4 264V263H3ZM25 264V263H24ZM61 264V263H60ZM193 264V263H192ZM250 264V263H249Z\"/></svg>", "mask_w": 264, "mask_h": 264}]
</instances>
